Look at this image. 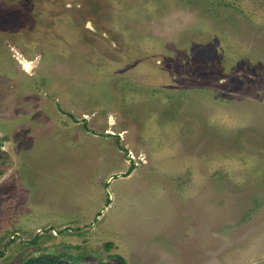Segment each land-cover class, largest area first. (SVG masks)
<instances>
[{
	"label": "rangeland",
	"instance_id": "374dc122",
	"mask_svg": "<svg viewBox=\"0 0 264 264\" xmlns=\"http://www.w3.org/2000/svg\"><path fill=\"white\" fill-rule=\"evenodd\" d=\"M40 257L264 264V0H0V264Z\"/></svg>",
	"mask_w": 264,
	"mask_h": 264
},
{
	"label": "trees",
	"instance_id": "16d2710c",
	"mask_svg": "<svg viewBox=\"0 0 264 264\" xmlns=\"http://www.w3.org/2000/svg\"><path fill=\"white\" fill-rule=\"evenodd\" d=\"M132 167L130 168L131 172ZM127 175V174H126ZM58 259L49 258V257H40L28 260L25 264H56Z\"/></svg>",
	"mask_w": 264,
	"mask_h": 264
},
{
	"label": "flooded vegetation",
	"instance_id": "af4514ba",
	"mask_svg": "<svg viewBox=\"0 0 264 264\" xmlns=\"http://www.w3.org/2000/svg\"><path fill=\"white\" fill-rule=\"evenodd\" d=\"M87 28L88 31L92 32V33H98L96 30H94V28L92 27L91 21L87 20L85 23V29ZM102 35V37H105V33H100Z\"/></svg>",
	"mask_w": 264,
	"mask_h": 264
},
{
	"label": "bare ground",
	"instance_id": "6f19581e",
	"mask_svg": "<svg viewBox=\"0 0 264 264\" xmlns=\"http://www.w3.org/2000/svg\"><path fill=\"white\" fill-rule=\"evenodd\" d=\"M23 66H24L25 70L28 69V63H23Z\"/></svg>",
	"mask_w": 264,
	"mask_h": 264
}]
</instances>
